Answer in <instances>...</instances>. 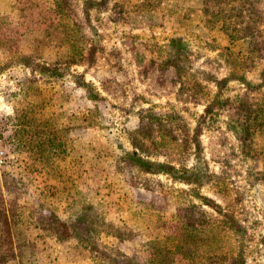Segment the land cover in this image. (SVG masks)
I'll use <instances>...</instances> for the list:
<instances>
[{"label": "rangeland", "instance_id": "rangeland-1", "mask_svg": "<svg viewBox=\"0 0 264 264\" xmlns=\"http://www.w3.org/2000/svg\"><path fill=\"white\" fill-rule=\"evenodd\" d=\"M111 1L121 3L124 21L111 22L108 11L94 16L103 50L92 65L68 66L65 30L67 26L73 29L70 40L76 43L74 24L70 26L68 19H61L49 0H0V133L10 154L8 167L0 168V219L7 217L15 225L10 224L11 234L25 243L24 257L7 264H143L150 241L184 240L187 230L178 205L185 196L179 190L187 189V185L129 166L115 168L110 165L113 160L105 161L107 171L102 172L98 159H77L80 148L89 147V143L107 146L108 141L113 150L125 146L128 133L138 125L134 111L139 107L167 111L171 104L177 105L190 127L194 123L191 108L201 112L204 107L203 102H191V89L179 100L181 84L173 81L170 71L164 72L157 65L165 59L173 36L188 37L195 52L205 53L199 50L203 46L201 31L191 35L188 18H163L161 10L146 15L148 7L142 0ZM165 3L168 7L177 3L186 15L191 14L194 5L191 0ZM74 9L79 13L76 6ZM260 12H264V4ZM151 15V20L145 18ZM261 29L264 38V24ZM216 41L219 46L228 44L223 34H217ZM37 64L55 66L56 70L40 72ZM192 65L193 80L199 82L197 69H212L204 56L195 58ZM261 65L264 59L255 64L246 60L237 65L238 72L256 81ZM226 70L229 66L220 69L219 75H225ZM80 80L91 83L92 93L97 95L94 100L89 99L87 88L77 83ZM184 82L186 87L191 86V69ZM201 83L204 87L199 101H206L210 95L206 96L204 89L216 91V87L204 80ZM243 92L241 84H227L222 93L227 102L220 110V123L199 137L200 166L218 177L201 188V193L212 197L225 212H232L252 234L244 252L245 264H264V154L260 153H264V135L254 137L258 154L245 155L238 139L224 126L239 113L236 99ZM252 94L264 100V88ZM95 109L101 117L99 124L81 129L79 118ZM23 119L26 121L21 123ZM43 127L57 131L67 128L72 139L66 147L59 142L60 148L48 165L35 159L27 147L17 145L15 137L24 129L21 132L26 139L27 133ZM167 153L171 155H159L158 160L174 161L178 157ZM193 162L190 156L185 165ZM67 190L72 196H67ZM83 201L94 206L93 212L97 213L92 227L96 250L84 247L71 236L75 217L71 216L70 206L75 209ZM204 209L217 216L208 206ZM6 228L0 223V231ZM236 249L235 242L228 260L237 255ZM171 264L187 261L176 254Z\"/></svg>", "mask_w": 264, "mask_h": 264}, {"label": "trees", "instance_id": "trees-1", "mask_svg": "<svg viewBox=\"0 0 264 264\" xmlns=\"http://www.w3.org/2000/svg\"><path fill=\"white\" fill-rule=\"evenodd\" d=\"M191 1L194 5H191L190 15L181 13L177 3L168 7L166 0H142V4L148 7L146 15L152 11L161 10L163 18L164 15L174 20L177 18L179 21L188 18L186 24H191V35L197 30L201 31L203 46H199V50L205 53L195 52L192 41L190 43L188 37L173 36L167 44L165 59L157 64L162 71L171 72L175 77H173L175 83L181 84L177 91L179 100H182V94H187L191 89V102L195 105L203 102L201 104L204 107L201 112L191 108L193 126L190 127L189 121L187 122L180 113V109L176 108L177 105L171 104V108L167 111L139 107L134 111L138 125L128 133L127 144H125L127 147L119 146L118 149L114 147L115 150H113L112 144L108 141L109 149L101 143H89V147L80 148L77 159L80 162L83 161V157L88 156L98 159L99 165H103L102 172L107 171L105 161L113 160L110 165L115 168L129 166L146 174L166 175L174 182L188 186L187 189L179 190L180 194L185 195L181 196L182 200L178 205V213L187 230L184 240L179 243H168L159 239L150 241L148 256L143 264H171L176 254L187 261V264H245L244 252L252 234L245 224L233 216L232 212L228 210L225 212V209L212 197L201 193V188L218 177L210 173L206 167L200 166L202 147L199 137L203 132L220 123V110L227 102L226 98L222 97L223 89L227 88L230 81H234L242 85L244 92L236 99L239 113L236 117L225 121L224 126L238 139L243 154H258L254 147V137L264 135V100H257L252 93L260 92L264 88V65L259 68L256 81L248 78L244 72L239 73L240 69L237 65L246 60L255 64V61L261 62L264 59V38L261 29L264 24V12H260V6L264 4V0ZM49 2L57 15L63 20L68 19L69 25L74 24L77 31L78 40L74 43L73 39L70 40L73 29L67 26L65 30V39H68L65 63L68 66L74 63L92 65L97 53L103 50L100 43L101 35L97 26L93 24L94 16L108 11L111 22L124 21L120 12L122 5L118 1L49 0ZM75 6L79 13L75 11ZM152 16L145 18L151 20ZM185 28L189 30L188 26ZM217 34L225 35L228 44L219 46L216 41ZM234 46L239 48L234 49ZM213 53L215 55L211 57ZM200 56L205 57V62L212 69H197L201 77L199 80L210 82L216 87V91L204 89L206 96L210 95L206 101H199L200 96H198L204 85L196 79L193 80L195 77L192 72V62ZM217 59H220L222 63H219ZM36 66L40 72L56 70L55 66L39 64ZM224 66H229V70H226L225 75H219L220 69ZM190 69L191 86L186 87L184 79L188 77ZM77 83L87 88L89 99L94 100L97 97L92 93L90 82L80 80ZM99 119L101 117L96 109L89 110V113L79 118V126L84 129L97 125ZM25 121L20 120L21 123ZM22 130L15 135L17 145L27 147L35 159L41 160L44 165L51 162L56 150L60 148L59 142L63 147H66L68 142H72L67 128L64 131H57L43 127L31 134L27 133L26 139H23ZM63 134L64 138H62ZM167 152L174 153L178 157L174 161L172 159L158 160L159 155H171ZM190 156L194 162L191 166H187L185 163ZM66 194L72 196L69 190ZM205 206L213 209L217 216L214 217L211 212L204 209ZM70 208H72L71 216L75 217L70 227L71 236L84 247L96 250V243L92 240V227L95 224L93 222L97 218V213L93 212L95 207L83 201L77 208L74 209L73 206ZM1 213L3 212L0 211V215ZM100 221L102 224L110 225L104 219ZM0 223L7 227L6 230L0 231L2 233H0V264H7L9 260L22 259L24 257L22 247L25 243L24 241L20 243L18 237L14 233L11 234L10 224L13 223L7 217L0 219ZM235 242L238 247L235 251L237 255L228 260L229 251L233 249ZM261 242L263 243L262 239Z\"/></svg>", "mask_w": 264, "mask_h": 264}, {"label": "built area", "instance_id": "built-area-1", "mask_svg": "<svg viewBox=\"0 0 264 264\" xmlns=\"http://www.w3.org/2000/svg\"><path fill=\"white\" fill-rule=\"evenodd\" d=\"M9 157H10V154L7 152V149L5 147V144L3 142V139L0 133V168L8 167Z\"/></svg>", "mask_w": 264, "mask_h": 264}]
</instances>
